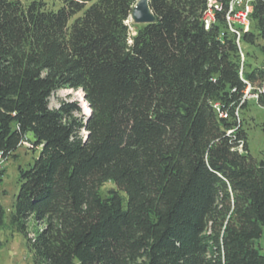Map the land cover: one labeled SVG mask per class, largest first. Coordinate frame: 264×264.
<instances>
[{"label":"trees","instance_id":"obj_1","mask_svg":"<svg viewBox=\"0 0 264 264\" xmlns=\"http://www.w3.org/2000/svg\"><path fill=\"white\" fill-rule=\"evenodd\" d=\"M221 1L206 28L209 0H149L148 24L137 0H0V154L40 149L9 214L34 264H264V152L240 117L264 86V0L243 66ZM60 89L90 114L52 107Z\"/></svg>","mask_w":264,"mask_h":264},{"label":"rangeland","instance_id":"obj_2","mask_svg":"<svg viewBox=\"0 0 264 264\" xmlns=\"http://www.w3.org/2000/svg\"><path fill=\"white\" fill-rule=\"evenodd\" d=\"M21 1L27 5L33 0ZM44 1L50 9L56 10L61 5L60 0ZM132 29L134 30V28ZM262 60L263 57L259 56L258 61ZM83 98L84 93L78 90L60 89L52 94L50 105L57 108L62 100L78 101L80 105H83ZM246 101L248 108L243 112L241 111L240 117L244 119V127L248 134L251 153L254 157L261 159L264 152V106L258 103L257 96L253 92L247 93ZM83 108L84 113L86 111ZM33 146V144L26 141L14 155L8 158L0 155V170L4 171L3 181L0 184V202L7 210L4 224L0 226V264H34L33 255L27 247L25 237L15 230L9 219V214L20 187V168H28L40 152V149H33ZM111 188L115 189L116 186L113 182H107L102 187V194H106ZM35 227L34 222L30 221V230L34 231ZM259 244L264 254V232Z\"/></svg>","mask_w":264,"mask_h":264},{"label":"built area","instance_id":"obj_3","mask_svg":"<svg viewBox=\"0 0 264 264\" xmlns=\"http://www.w3.org/2000/svg\"><path fill=\"white\" fill-rule=\"evenodd\" d=\"M252 1L253 0H229L228 10L226 13L227 29L236 36V43L239 47L242 66L243 62L245 61V51L241 41V36L243 32L249 31L251 26L250 14L253 10ZM223 9L224 5L221 0H209L208 7L203 16V21L206 28H210L216 21V10L221 11ZM78 91H82L84 93L82 89ZM248 92L255 93L257 98H259L260 94H264V86L260 87L254 92L251 90V86L249 85L245 93V98ZM81 106L83 107L82 104Z\"/></svg>","mask_w":264,"mask_h":264},{"label":"water","instance_id":"obj_4","mask_svg":"<svg viewBox=\"0 0 264 264\" xmlns=\"http://www.w3.org/2000/svg\"><path fill=\"white\" fill-rule=\"evenodd\" d=\"M155 19L149 0H137L132 9L130 20L136 24H148L154 22Z\"/></svg>","mask_w":264,"mask_h":264},{"label":"bare ground","instance_id":"obj_5","mask_svg":"<svg viewBox=\"0 0 264 264\" xmlns=\"http://www.w3.org/2000/svg\"><path fill=\"white\" fill-rule=\"evenodd\" d=\"M79 92H82V91H79ZM82 93H83V92H82ZM80 96H81V95H80ZM83 107H84V109L86 110L87 114L89 115L91 110H90V107H89L87 101L85 100V98H83Z\"/></svg>","mask_w":264,"mask_h":264},{"label":"clouds","instance_id":"obj_6","mask_svg":"<svg viewBox=\"0 0 264 264\" xmlns=\"http://www.w3.org/2000/svg\"><path fill=\"white\" fill-rule=\"evenodd\" d=\"M84 98H85V95H84ZM85 100H86V98H85ZM82 107V106H81ZM83 108V107H82ZM83 110H85L84 108H83ZM86 111V110H85ZM87 116H88V114H87V112H84Z\"/></svg>","mask_w":264,"mask_h":264}]
</instances>
